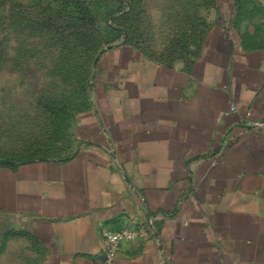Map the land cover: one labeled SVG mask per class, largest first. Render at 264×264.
Returning a JSON list of instances; mask_svg holds the SVG:
<instances>
[{
    "label": "crops",
    "instance_id": "obj_1",
    "mask_svg": "<svg viewBox=\"0 0 264 264\" xmlns=\"http://www.w3.org/2000/svg\"><path fill=\"white\" fill-rule=\"evenodd\" d=\"M236 13L218 0L187 62L99 53L68 150L0 163V254L100 264L129 226L113 264H264V14L243 35Z\"/></svg>",
    "mask_w": 264,
    "mask_h": 264
},
{
    "label": "rangeland",
    "instance_id": "obj_2",
    "mask_svg": "<svg viewBox=\"0 0 264 264\" xmlns=\"http://www.w3.org/2000/svg\"><path fill=\"white\" fill-rule=\"evenodd\" d=\"M217 5L218 0H0V157L49 139L58 117L70 111L65 135L74 142L78 112L72 106L105 47L129 36L159 60L197 57ZM263 14L264 0H238L239 33L258 30ZM20 248L12 242L0 264H40L34 255L19 254Z\"/></svg>",
    "mask_w": 264,
    "mask_h": 264
},
{
    "label": "trees",
    "instance_id": "obj_3",
    "mask_svg": "<svg viewBox=\"0 0 264 264\" xmlns=\"http://www.w3.org/2000/svg\"><path fill=\"white\" fill-rule=\"evenodd\" d=\"M236 5L238 7V0H236ZM132 38L127 37L126 41L131 42ZM92 77V71L89 74L87 83L85 84L83 88V96L79 100V102L73 103L75 104L73 107L76 108V111H82L85 109L88 104L90 103L89 97V88H90V82ZM73 112V111H72ZM71 111L69 112V116H61V119L58 117L55 122V130L52 132V136H50L49 139L43 141L40 143H35L31 147L23 150L24 152L20 153L17 156L14 157H0V163L3 164H9L14 163L19 160H31L37 157H48L51 155L61 154L64 151H67L68 148L71 146V141L67 138L65 133H67V124L70 122L71 118ZM62 122L63 126L61 128H58V123Z\"/></svg>",
    "mask_w": 264,
    "mask_h": 264
},
{
    "label": "built area",
    "instance_id": "obj_4",
    "mask_svg": "<svg viewBox=\"0 0 264 264\" xmlns=\"http://www.w3.org/2000/svg\"><path fill=\"white\" fill-rule=\"evenodd\" d=\"M232 111L235 110V107L233 106L231 108ZM264 125V122H257L256 126L262 127ZM141 235V232L138 230L126 226L122 227L118 230H112V229H105L102 233L103 238V259L100 262V264H113L114 259L117 256V253L120 248V243L122 241H133L136 240Z\"/></svg>",
    "mask_w": 264,
    "mask_h": 264
},
{
    "label": "water",
    "instance_id": "obj_5",
    "mask_svg": "<svg viewBox=\"0 0 264 264\" xmlns=\"http://www.w3.org/2000/svg\"><path fill=\"white\" fill-rule=\"evenodd\" d=\"M97 61V60H96ZM96 61H95V64H94V66L96 65Z\"/></svg>",
    "mask_w": 264,
    "mask_h": 264
}]
</instances>
